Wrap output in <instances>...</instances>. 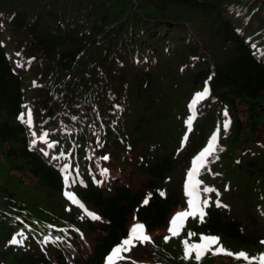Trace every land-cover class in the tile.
I'll use <instances>...</instances> for the list:
<instances>
[{
    "label": "trees",
    "instance_id": "obj_1",
    "mask_svg": "<svg viewBox=\"0 0 264 264\" xmlns=\"http://www.w3.org/2000/svg\"><path fill=\"white\" fill-rule=\"evenodd\" d=\"M263 103L264 0H0V264H106L133 223L151 242L114 264H246L185 260L201 234L258 257ZM213 133L205 215L168 233Z\"/></svg>",
    "mask_w": 264,
    "mask_h": 264
},
{
    "label": "snow or ice",
    "instance_id": "obj_2",
    "mask_svg": "<svg viewBox=\"0 0 264 264\" xmlns=\"http://www.w3.org/2000/svg\"><path fill=\"white\" fill-rule=\"evenodd\" d=\"M19 55V53L17 54ZM208 91L207 88V82L205 81L203 90L197 91L196 96L202 97L204 96ZM24 114L21 113L17 119L23 120ZM28 124L31 125V114H28ZM187 123V121H186ZM40 140H44L45 137L43 135H40ZM216 142V134L213 133L212 136L209 138L207 145L202 147L198 153H196L191 158V167L187 169V178L184 182V192L187 196V210L186 211H179L176 212L169 221V226L167 227V232L171 233L173 235L177 234L179 230L183 227V220L185 217L192 215H199L201 218L205 215V213L202 210L201 205L207 206L208 205V197L205 196L203 199H201V189L197 187V185L200 183V181H197L195 179V175L197 173V170L200 166L204 165L206 163L205 157L208 156L211 152L214 150V145ZM34 144L35 141H32ZM183 147V143L181 145ZM179 151V149L177 150ZM47 154V153H46ZM103 159H108V157L105 155L102 157ZM67 167V165H65ZM106 171V169H105ZM204 193H208L210 191H214L213 189H210L208 187H204L202 189ZM65 195L69 196V198L75 200V197L71 193H65ZM150 195V194H149ZM160 195H164V191L160 190ZM147 201V196L144 198V202ZM216 203L219 205V201H216ZM88 216H90L93 219H99V217L94 212H88ZM135 219V218H134ZM19 235V234H17ZM168 236H164L163 239L165 241L168 240ZM45 240H48L49 237H44ZM218 238L215 235H200V240L198 243H188L186 240H182L181 243L183 244V258L187 260L191 253L195 254V259L199 261L200 257L206 252V251H212L213 254L215 253H224L229 256H233L235 259H242L246 262V264H252V262L257 261L259 264H264V253L259 254V256H248L247 253L244 251H238V252H230L224 249L223 247L217 245ZM140 242L143 244L145 241H150V237L145 234L144 232V225L142 223H133L129 230L127 231L126 236L122 237L115 246L111 247V250L108 252L107 256L105 257L106 264H114L115 261L123 259L121 256L122 252H127L131 246H134L135 242ZM16 239V235H14L10 240L9 243H19ZM261 243H264V240L261 241ZM212 245H217L215 248H212Z\"/></svg>",
    "mask_w": 264,
    "mask_h": 264
},
{
    "label": "rangeland",
    "instance_id": "obj_3",
    "mask_svg": "<svg viewBox=\"0 0 264 264\" xmlns=\"http://www.w3.org/2000/svg\"><path fill=\"white\" fill-rule=\"evenodd\" d=\"M261 109H262V112L264 113V103L260 105ZM239 111H243L247 108L246 105L244 104H241L239 105ZM240 116H242L243 118L246 117V113H243V112H240ZM254 141H258L260 143H264V119L262 121V124L259 128V130L256 132L255 136H254ZM102 176H105V173H102ZM29 183H32V180L29 181ZM160 233L162 231H159ZM163 233V232H162Z\"/></svg>",
    "mask_w": 264,
    "mask_h": 264
}]
</instances>
